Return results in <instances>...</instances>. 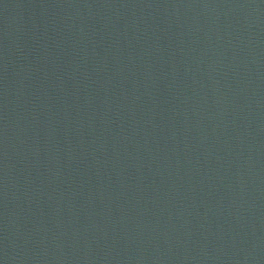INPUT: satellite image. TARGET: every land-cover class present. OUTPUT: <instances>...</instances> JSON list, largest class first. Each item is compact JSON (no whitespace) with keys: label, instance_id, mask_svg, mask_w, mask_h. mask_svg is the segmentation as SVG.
Wrapping results in <instances>:
<instances>
[{"label":"water","instance_id":"95a60500","mask_svg":"<svg viewBox=\"0 0 264 264\" xmlns=\"http://www.w3.org/2000/svg\"><path fill=\"white\" fill-rule=\"evenodd\" d=\"M0 264H264V0H0Z\"/></svg>","mask_w":264,"mask_h":264}]
</instances>
